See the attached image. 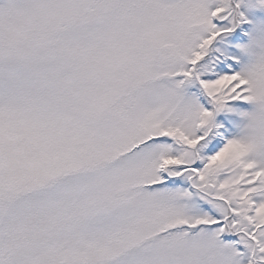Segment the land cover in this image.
<instances>
[{"label": "snow or ice", "instance_id": "obj_1", "mask_svg": "<svg viewBox=\"0 0 264 264\" xmlns=\"http://www.w3.org/2000/svg\"><path fill=\"white\" fill-rule=\"evenodd\" d=\"M0 264H264V0H0Z\"/></svg>", "mask_w": 264, "mask_h": 264}]
</instances>
